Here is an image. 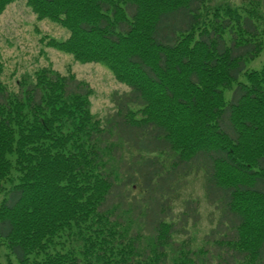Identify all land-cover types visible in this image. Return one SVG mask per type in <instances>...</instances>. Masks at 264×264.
I'll return each mask as SVG.
<instances>
[{
    "label": "trees",
    "instance_id": "16d2710c",
    "mask_svg": "<svg viewBox=\"0 0 264 264\" xmlns=\"http://www.w3.org/2000/svg\"><path fill=\"white\" fill-rule=\"evenodd\" d=\"M19 0H0V17ZM107 67L114 113L49 64L0 58V246L17 264H264L260 0H25ZM227 92L230 93L227 98ZM212 210L200 241L201 199Z\"/></svg>",
    "mask_w": 264,
    "mask_h": 264
},
{
    "label": "rangeland",
    "instance_id": "374dc122",
    "mask_svg": "<svg viewBox=\"0 0 264 264\" xmlns=\"http://www.w3.org/2000/svg\"><path fill=\"white\" fill-rule=\"evenodd\" d=\"M227 3L241 5L246 0H227ZM264 12V0H260ZM53 37L65 40L69 32L49 20L39 21L37 16L27 6L25 0H19L10 5L0 17V58L4 62V81L10 86L25 74L32 75L36 70L51 64L55 70L66 74L69 70L76 77L92 88L91 109L94 115L105 119L114 113L112 97L114 94L128 92L126 85L118 82L113 73L104 65L90 63L82 64L70 55L45 47L41 40ZM264 63V51L249 68H260ZM230 93L227 92V98ZM195 193L201 199V223L193 231V238L200 241L208 232V214L212 212L205 201L202 189L197 184ZM3 195L0 194V203ZM0 264H17L10 258L8 252L0 246Z\"/></svg>",
    "mask_w": 264,
    "mask_h": 264
}]
</instances>
